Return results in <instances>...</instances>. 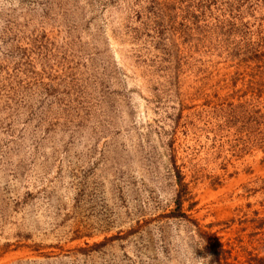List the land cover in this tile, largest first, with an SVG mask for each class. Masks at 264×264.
I'll return each mask as SVG.
<instances>
[{"label":"rangeland","instance_id":"374dc122","mask_svg":"<svg viewBox=\"0 0 264 264\" xmlns=\"http://www.w3.org/2000/svg\"><path fill=\"white\" fill-rule=\"evenodd\" d=\"M0 264H264V0H0Z\"/></svg>","mask_w":264,"mask_h":264},{"label":"trees","instance_id":"16d2710c","mask_svg":"<svg viewBox=\"0 0 264 264\" xmlns=\"http://www.w3.org/2000/svg\"><path fill=\"white\" fill-rule=\"evenodd\" d=\"M178 206H179V202H178ZM178 206H177V208L172 212V215L174 216H177V215H180V212H179V208H178Z\"/></svg>","mask_w":264,"mask_h":264},{"label":"clouds","instance_id":"9594fccd","mask_svg":"<svg viewBox=\"0 0 264 264\" xmlns=\"http://www.w3.org/2000/svg\"><path fill=\"white\" fill-rule=\"evenodd\" d=\"M209 259H211V257H208V258H207V262H208Z\"/></svg>","mask_w":264,"mask_h":264}]
</instances>
